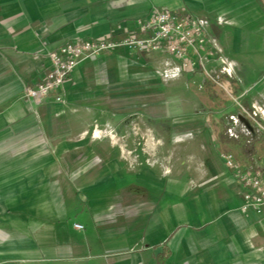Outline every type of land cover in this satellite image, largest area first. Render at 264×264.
I'll return each instance as SVG.
<instances>
[{
	"label": "crops",
	"instance_id": "crops-1",
	"mask_svg": "<svg viewBox=\"0 0 264 264\" xmlns=\"http://www.w3.org/2000/svg\"><path fill=\"white\" fill-rule=\"evenodd\" d=\"M156 9L207 19L238 80L264 61L256 0H0V264H264V208L242 209L245 188L220 158L232 152L264 163V139H229L224 112L175 118L170 87L180 90L181 79L163 82L136 62L170 56L102 53L74 69L62 102L53 94L39 104L26 97L48 72L50 51L123 40ZM258 75L239 91L264 110V67ZM216 102L209 103L221 108ZM134 117L151 129H194L188 164L171 172L139 154L128 160L109 135ZM208 123L216 125L212 134Z\"/></svg>",
	"mask_w": 264,
	"mask_h": 264
},
{
	"label": "built area",
	"instance_id": "built-area-1",
	"mask_svg": "<svg viewBox=\"0 0 264 264\" xmlns=\"http://www.w3.org/2000/svg\"><path fill=\"white\" fill-rule=\"evenodd\" d=\"M217 23L220 25L221 19ZM120 48L147 54L161 52L178 63L181 73L201 75L203 80L198 89L201 92L219 91L235 109L234 114L226 115L225 134L229 139L251 145L264 137L263 107L251 105L252 111L247 108L244 102L247 91H237L240 84L236 76L237 64L224 55L209 31V21L168 10L156 9L146 19H137L136 31L123 40L75 41L50 51L47 54L48 72L35 86L26 89V97L39 104L53 94L56 102H62L60 89L80 63ZM220 158L232 177L245 188L242 209L261 213L264 208V163L257 157L242 161L232 152H222ZM74 227L83 228L77 224Z\"/></svg>",
	"mask_w": 264,
	"mask_h": 264
},
{
	"label": "rangeland",
	"instance_id": "rangeland-1",
	"mask_svg": "<svg viewBox=\"0 0 264 264\" xmlns=\"http://www.w3.org/2000/svg\"><path fill=\"white\" fill-rule=\"evenodd\" d=\"M256 1L264 10V0ZM136 62L143 66L152 67L155 75L163 82L164 80L177 82L179 79H181V92L178 88V83L174 84L172 82L170 87L172 115H175V118L178 116L181 117L189 115H202L204 117H209L219 115L223 112V116H226L230 113L234 114V107L219 91L208 89L206 93L202 94V92L198 89L199 84H201V81L203 80L202 76L197 74L194 78L193 76H188L186 73H181L177 63L173 59L166 58L161 55H156L152 58H147L146 56L141 55L137 56ZM249 67L251 68L247 70V75L245 77H242L241 74L238 75L240 84L237 88V91H239L240 86L244 85L248 87L252 84V82L260 77L258 72L264 67V61L259 66H253L251 64ZM178 93V98L182 99L183 107L181 110L179 109L176 102ZM161 94V92H156L155 94L156 111L160 110L162 106L160 100ZM216 100L218 102H216ZM207 101L208 104H205ZM210 101L211 103L212 101L216 102V104H219L221 108H216L215 105L212 106V104L210 105ZM246 106L247 108L250 107L249 109H251V111L253 110L251 105L246 103ZM135 114L137 113H124V116H138ZM139 114L142 115L141 113ZM114 125L112 130H115L117 127V133L116 131H113V134L110 133L109 136L112 138L111 141L113 145L123 149L128 160L134 158L136 154H139V159L145 160L149 158L150 160L161 162L167 165L171 172L177 170L178 167H185V165L188 164L189 159L186 157L187 155H185L188 149V147H186V141L191 139L193 132H195L194 129H189L183 134L179 133L177 131L178 128L173 124L168 125V128H166L167 125L164 126L154 124V129H151L148 127V125L141 123L140 119H136L135 117L134 119L131 118L126 123L115 125V127ZM215 126V124L210 123L204 125V127L207 128L211 134L216 131V129H214ZM197 127L201 128L200 125ZM192 128H195V126L192 125ZM166 133L169 134V136H167ZM160 135L166 136V139L162 140L161 137H159Z\"/></svg>",
	"mask_w": 264,
	"mask_h": 264
},
{
	"label": "bare ground",
	"instance_id": "bare-ground-1",
	"mask_svg": "<svg viewBox=\"0 0 264 264\" xmlns=\"http://www.w3.org/2000/svg\"><path fill=\"white\" fill-rule=\"evenodd\" d=\"M263 110V109H262Z\"/></svg>",
	"mask_w": 264,
	"mask_h": 264
}]
</instances>
